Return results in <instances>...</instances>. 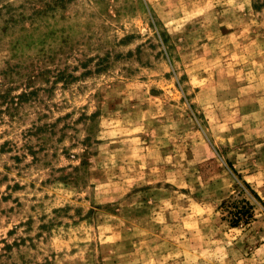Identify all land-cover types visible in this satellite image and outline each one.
<instances>
[{
  "label": "rangeland",
  "instance_id": "obj_1",
  "mask_svg": "<svg viewBox=\"0 0 264 264\" xmlns=\"http://www.w3.org/2000/svg\"><path fill=\"white\" fill-rule=\"evenodd\" d=\"M0 264H264V0H0Z\"/></svg>",
  "mask_w": 264,
  "mask_h": 264
},
{
  "label": "trees",
  "instance_id": "obj_2",
  "mask_svg": "<svg viewBox=\"0 0 264 264\" xmlns=\"http://www.w3.org/2000/svg\"><path fill=\"white\" fill-rule=\"evenodd\" d=\"M244 188L248 189V185L246 183H243ZM250 191V189H248ZM250 194L256 199L258 200V196L253 192L250 191ZM252 209V207L249 205L248 202L245 201H241L238 202L236 204V212L232 213V215L234 216L231 219V224L232 227H236L238 226V224H240L241 222L244 224H247L248 221L250 220V210Z\"/></svg>",
  "mask_w": 264,
  "mask_h": 264
}]
</instances>
